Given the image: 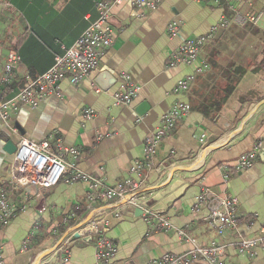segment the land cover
<instances>
[{
    "label": "crops",
    "instance_id": "0c3cea01",
    "mask_svg": "<svg viewBox=\"0 0 264 264\" xmlns=\"http://www.w3.org/2000/svg\"><path fill=\"white\" fill-rule=\"evenodd\" d=\"M95 1L0 0V64L11 51L19 56L7 98L20 92L27 76L46 73L74 46L97 17ZM135 1L111 9L112 44L91 76L102 92L91 81L64 80L59 96L36 109L23 106L8 124L0 121V185L13 161L6 136L17 147L22 138L48 142L78 170L112 187L122 184L143 159L145 138L159 128L162 116L172 105L187 102L190 115L158 146L155 169L139 191L143 205L162 214L169 229L147 224L141 210L116 199L91 202L85 182L27 186L12 193L15 214L0 236V264H104L96 257L94 224L118 249L107 264H155L166 254H185L193 245L179 237L180 231L201 246L224 245L229 264H264L263 251L252 258L235 248L240 237L264 228V17L262 28L234 24L217 34L197 62L170 67L185 40L208 34L221 19L231 20L234 10L163 0L145 11ZM250 2L238 6L241 15L264 10V0ZM174 21L180 27L176 37L169 33ZM203 63L209 71L199 73ZM188 75H194L188 92L174 93ZM129 81L138 88L136 97L128 106L115 105L114 93ZM250 151L256 152L254 165L238 171L239 157ZM203 187L238 199L236 233L220 236L210 225L208 210L196 204ZM61 241L69 242L65 254L56 250L43 257Z\"/></svg>",
    "mask_w": 264,
    "mask_h": 264
},
{
    "label": "built area",
    "instance_id": "2783aa9c",
    "mask_svg": "<svg viewBox=\"0 0 264 264\" xmlns=\"http://www.w3.org/2000/svg\"><path fill=\"white\" fill-rule=\"evenodd\" d=\"M126 0H98L96 3L97 17L91 21L89 27L76 41L73 47L67 49L63 55L55 58L53 67L46 73L35 78L27 76L23 88L11 98L7 95L12 91L11 85L15 78V71L19 65V56L15 51L8 53L6 59L0 64V121L8 124L11 117L27 105L32 109L50 96L61 94L60 85L64 80H69L73 85L84 81H91L96 92L102 90L91 80V76L100 68L104 51L112 44V28L110 25L111 9ZM163 0H136L135 4L145 11L155 10ZM200 3H213L218 7L227 6L234 10L231 20L221 19L211 31L202 36L185 40L170 58V67L192 65L200 58L205 47L215 39L221 30H227L234 24H251L262 28L264 10L257 13L241 15L238 6L251 3V0H196ZM251 5V4H250ZM180 30L177 21L169 25V33L176 37ZM210 66L203 63L198 72L209 71ZM128 80L127 75H123ZM194 75L182 79L174 89V93H187ZM125 82V81H124ZM138 93V88L133 83L126 82L113 95L117 106H128ZM191 107L187 102L176 103L162 116L159 128L149 134L144 142V157L130 169V177L122 184L109 186L103 178H96L77 169L73 164L65 161L48 142L35 143L22 138L17 151L13 155L7 181L0 185V236L11 223L15 211L12 203V193L18 188L34 186L39 189H51L61 182L73 184L85 182L90 185L89 200L98 199L117 200L125 205L135 207L142 212L143 220L156 227L158 230L169 229L168 220L160 213L147 209L140 199L139 191L147 181L150 173L155 169L154 158L158 146L177 127V125L190 115ZM87 116L92 117V112L87 111ZM15 131V130H14ZM70 152L77 156L78 152ZM256 161V152L250 151L242 154L236 164L238 171L250 169ZM69 174V176H67ZM204 180V179H203ZM198 207H206L208 221L217 233L222 236L226 233H236L240 227L238 216L239 201L232 196H217L210 189L203 187L196 198ZM96 239V257L104 264L112 261L117 255V246L101 234L97 224L93 225ZM179 237L193 245V248L182 255L166 254L155 264H229L225 260V246L213 243L211 246H201L190 238L185 232L180 231ZM61 245L57 251L65 254L66 246ZM27 249V244L24 247ZM235 248L241 255L255 257L258 250L264 252V228L253 237H240ZM1 260V257H0Z\"/></svg>",
    "mask_w": 264,
    "mask_h": 264
},
{
    "label": "water",
    "instance_id": "95a60500",
    "mask_svg": "<svg viewBox=\"0 0 264 264\" xmlns=\"http://www.w3.org/2000/svg\"><path fill=\"white\" fill-rule=\"evenodd\" d=\"M104 75H105V76H103V77L110 76L109 73H104ZM111 78H112V77H111ZM144 108H146V103H143L142 105H140V109H141L142 111H144ZM5 141H6V149L8 150V152H9L10 154L14 155L15 152L17 151V144H16V143H15L10 137H7V136L5 137ZM76 231H77V230H76ZM76 231H75V232H76ZM80 236H81V235H79L78 233H75V234H74V238H75V239L80 238ZM62 242H63V241H61L60 244H59L55 249L50 250V251H47L43 257H45L46 255H49V254H51V253H53V252H55V251L61 246Z\"/></svg>",
    "mask_w": 264,
    "mask_h": 264
},
{
    "label": "trees",
    "instance_id": "16d2710c",
    "mask_svg": "<svg viewBox=\"0 0 264 264\" xmlns=\"http://www.w3.org/2000/svg\"><path fill=\"white\" fill-rule=\"evenodd\" d=\"M96 3L98 2V0L95 1Z\"/></svg>",
    "mask_w": 264,
    "mask_h": 264
}]
</instances>
